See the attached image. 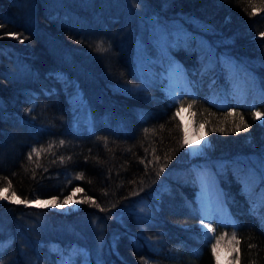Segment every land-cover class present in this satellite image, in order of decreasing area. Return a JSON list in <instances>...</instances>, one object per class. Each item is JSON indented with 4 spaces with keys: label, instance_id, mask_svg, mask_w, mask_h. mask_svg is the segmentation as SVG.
I'll use <instances>...</instances> for the list:
<instances>
[{
    "label": "trees",
    "instance_id": "trees-1",
    "mask_svg": "<svg viewBox=\"0 0 264 264\" xmlns=\"http://www.w3.org/2000/svg\"><path fill=\"white\" fill-rule=\"evenodd\" d=\"M252 3L264 6L0 0V187L11 181L13 198L60 203L79 187L80 199L105 209L82 203L65 216L4 206L3 264H61L69 256L73 264H216L202 236L192 168L215 163L234 223H216L217 235L236 232L239 264H264V168L259 177L249 172L264 157V118L254 117L264 113V11L253 15ZM151 14L174 23L168 34L177 39L167 62L146 44L144 74L152 75L142 80L136 41ZM101 42L106 51L97 50ZM175 59L190 79L180 104L165 97L156 76ZM181 105L211 142L193 159L175 115ZM241 116L249 128L237 131ZM33 148L44 151L29 160ZM145 202L149 213L141 219L137 207Z\"/></svg>",
    "mask_w": 264,
    "mask_h": 264
},
{
    "label": "rangeland",
    "instance_id": "rangeland-1",
    "mask_svg": "<svg viewBox=\"0 0 264 264\" xmlns=\"http://www.w3.org/2000/svg\"><path fill=\"white\" fill-rule=\"evenodd\" d=\"M149 27L153 30L152 37L154 39V43L160 47L161 51L163 52V58L166 57V62L170 57L172 56V46L174 45L177 35L168 34V31L174 32L175 25L173 24H166L163 20L159 18L156 14H151L149 16ZM149 30V29H148ZM148 30L145 32L146 39L149 38L150 32ZM175 33V32H174ZM137 59H136V72L137 75L142 76L144 72L147 70L146 68L149 67L148 64V57L144 53L146 46L144 44V41L139 38L137 40ZM154 47V45H152ZM155 52V51H154ZM161 62L164 63V60ZM180 63L179 61L173 62L172 65L167 66L166 69L162 71L157 70L156 76L158 77V82H160L162 86V91L167 99H171L172 101H175L180 104V92L181 90L189 85L190 79L185 75L186 71H183L180 69ZM236 69V67H233ZM253 94H256L255 92ZM82 93H79V101H82ZM252 97V95H251ZM250 97V98H251ZM183 124V127L185 129V135L187 138V146L190 154V158L193 159L195 157H198L200 153H204L207 148L211 146V142L209 139V136L204 129V127L200 124H198L194 116L190 113L189 109L183 108L180 111V115L178 116ZM259 121H262V119H258ZM249 162H253V160H250ZM255 167L250 169V173L254 175L255 177H259L263 173L264 168V157L260 158V161L254 160ZM251 165L252 163H248ZM193 169L196 170L197 173V181L199 189L196 193V201H198V207L202 212L203 218H205V222H207L208 219H211L215 221L213 224V227L215 228V235L219 237L220 235L226 234V232H222L220 235L218 234V229H216L218 223L219 227L221 228L222 225H225L227 222H232L231 218L230 221L227 219L229 208H225L224 205L220 204V183H219V172L221 169L220 163L213 164L211 166L206 165H193ZM253 179H251L250 185L252 186ZM222 190V189H221ZM253 193V190H251ZM0 195H7L6 191L4 193H0ZM16 202H9L8 200H0V204L8 202L7 206L10 205H23V207L34 209V210H49L51 212L62 214V215H70L72 213L78 212L80 210V207L82 205L81 202H79L81 199L79 198V193L77 192L75 197L73 198V201H70L67 205H65L64 208H54L51 207L48 204H41L39 206L32 204H21L18 201L20 199L18 198H12ZM41 201H48V200H41ZM228 209V210H227ZM137 211L139 214H141V219H144L148 213V203H143L137 207ZM234 224V223H233ZM231 236H225V240L222 241V245L226 247L227 241L230 239ZM215 242V241H213ZM233 256H229L226 252V250H221V261L220 264H228V261L230 259L234 258Z\"/></svg>",
    "mask_w": 264,
    "mask_h": 264
},
{
    "label": "snow or ice",
    "instance_id": "snow-or-ice-1",
    "mask_svg": "<svg viewBox=\"0 0 264 264\" xmlns=\"http://www.w3.org/2000/svg\"><path fill=\"white\" fill-rule=\"evenodd\" d=\"M250 6L252 7L253 11L252 14H256L257 12L260 11H264V6L258 7L257 5H255L254 3L250 4ZM261 35H264V33H261ZM16 39H20L19 35L15 36ZM21 43H23V40H20ZM97 50L98 51H106V49L103 47V43L101 42V44L97 45ZM188 108L191 109L192 105L189 104ZM183 109V105L180 106V109L177 110L176 112V116L180 115V111ZM29 111H31V109H29ZM254 117L256 119H262L264 118V113H261L259 111H256L254 113ZM242 126V127H241ZM261 127H264V123H262L260 125ZM237 131L240 130H247L249 128V125L245 122V119L243 116L240 117V123L238 125L235 126ZM61 145H63L65 142L63 140H61L59 142ZM184 144H187V138H184L183 140ZM51 147V145H50ZM105 147H107V141L105 140ZM41 151H44L43 149H36L33 148L31 152H29L28 154V159L31 160L32 159V155L33 153H35L37 156L40 155ZM69 159H71L69 157ZM157 159H159V157H157ZM161 171H163V167H161L160 169ZM76 179H80L83 180L84 176L81 173L80 175L75 177ZM262 182H264V177H262ZM247 187V185H246ZM12 188V183L11 181H8L6 188L4 187H0V193H4L5 191L9 190ZM83 189L82 188H75L68 196H66L63 200V203L58 202L57 198H53L51 200L48 201H41L38 198L35 201H26V200H19L18 202L21 204H28V205H32L35 204L37 206L41 205V204H48L51 207L54 208H64L65 205H67L70 201H73V198L75 197L77 192H82ZM106 194V193H105ZM16 196V193L13 191L11 192V195H0V200H8L9 202H16L14 201L12 198ZM261 200L264 201V192H261ZM79 202L81 203H88V204H92L95 207L100 208V211H105V209L103 207H100L99 204H96L95 200H93L91 197H84L82 198ZM262 219H264V217H262ZM201 226H202V236L203 238L209 242L211 244V251L213 253V256L215 258V262L216 264H220L221 261V250L224 249L226 250L227 254L229 256H233V259H230L228 261V264H239V244H240V240L238 239L236 232L234 231L230 237V239L227 241V245L226 247L224 245H222V241L225 240V236L227 234L224 235H220L219 237H217L215 235V228L213 227V224L215 223V221L208 219L207 222H205V218H202L201 221ZM212 241H215L214 243ZM4 247V242L0 241V249H3ZM249 247H254V245H249ZM0 264H3V259L0 258ZM61 264H73L71 256H69V258L64 259L61 261ZM142 264H147V261H143Z\"/></svg>",
    "mask_w": 264,
    "mask_h": 264
},
{
    "label": "bare ground",
    "instance_id": "bare-ground-1",
    "mask_svg": "<svg viewBox=\"0 0 264 264\" xmlns=\"http://www.w3.org/2000/svg\"><path fill=\"white\" fill-rule=\"evenodd\" d=\"M160 18V17H159ZM161 19V18H160ZM162 20V19H161ZM164 21V20H163ZM164 22H166V20L164 21ZM168 23V22H167ZM172 24H174V23H172ZM148 32H150V36H149V38L148 39H146V37H144V38H141L143 41H144V44L146 45V44H148V47L150 46V47H152L153 48V50L155 51H153L152 49V53H157L158 54V52L157 51H159V52H162L161 51V49H160V47H158L153 41H154V39H155V37L153 38L152 37V34H153V30L149 27V30H148ZM137 40H139V38L137 39ZM136 45H137V41H136ZM152 45H154V47L152 46ZM149 47V48H150ZM136 50H137V46H136ZM137 53H138V51H137ZM137 53H136V59H137V57H138V55H137ZM146 69H148V68H146ZM136 74H137V72H136ZM152 74H150V73H147V74H143L142 76H140V75H138L139 77H141V79L142 80H144V79H146V78H148L149 76H151ZM154 76V75H153ZM219 183H220V186H221V189H220V204L222 205H224V203H225V208L226 207H228L227 206V202H226V199H225V193H224V190H223V187H222V183H221V181H220V179H219ZM6 203H8V202H6ZM228 210V209H227Z\"/></svg>",
    "mask_w": 264,
    "mask_h": 264
},
{
    "label": "water",
    "instance_id": "water-1",
    "mask_svg": "<svg viewBox=\"0 0 264 264\" xmlns=\"http://www.w3.org/2000/svg\"><path fill=\"white\" fill-rule=\"evenodd\" d=\"M7 205H9V204H7V203L0 204V209L3 208L4 206H7Z\"/></svg>",
    "mask_w": 264,
    "mask_h": 264
}]
</instances>
